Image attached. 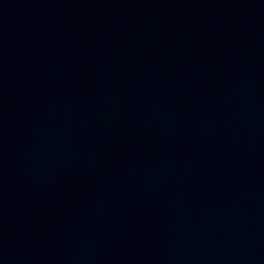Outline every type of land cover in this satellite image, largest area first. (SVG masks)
I'll list each match as a JSON object with an SVG mask.
<instances>
[{
	"label": "water",
	"instance_id": "95a60500",
	"mask_svg": "<svg viewBox=\"0 0 264 264\" xmlns=\"http://www.w3.org/2000/svg\"><path fill=\"white\" fill-rule=\"evenodd\" d=\"M0 264H264V0H0Z\"/></svg>",
	"mask_w": 264,
	"mask_h": 264
}]
</instances>
